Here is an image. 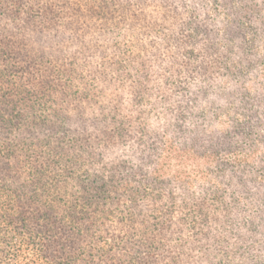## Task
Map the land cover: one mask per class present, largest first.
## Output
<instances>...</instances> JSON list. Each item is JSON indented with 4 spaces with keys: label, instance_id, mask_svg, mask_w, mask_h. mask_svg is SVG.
I'll return each instance as SVG.
<instances>
[{
    "label": "trees",
    "instance_id": "1",
    "mask_svg": "<svg viewBox=\"0 0 264 264\" xmlns=\"http://www.w3.org/2000/svg\"><path fill=\"white\" fill-rule=\"evenodd\" d=\"M0 264H264V0H0Z\"/></svg>",
    "mask_w": 264,
    "mask_h": 264
}]
</instances>
